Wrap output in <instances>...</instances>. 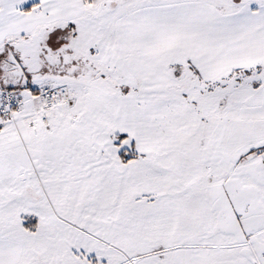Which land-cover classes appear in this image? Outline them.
<instances>
[{
	"label": "snow or ice",
	"instance_id": "snow-or-ice-1",
	"mask_svg": "<svg viewBox=\"0 0 264 264\" xmlns=\"http://www.w3.org/2000/svg\"><path fill=\"white\" fill-rule=\"evenodd\" d=\"M0 264H264V0H0Z\"/></svg>",
	"mask_w": 264,
	"mask_h": 264
}]
</instances>
